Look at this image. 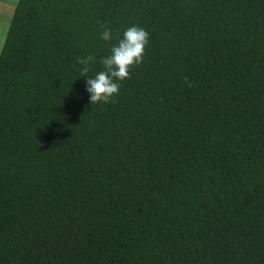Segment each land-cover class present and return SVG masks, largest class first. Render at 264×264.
I'll list each match as a JSON object with an SVG mask.
<instances>
[{
  "label": "trees",
  "instance_id": "1",
  "mask_svg": "<svg viewBox=\"0 0 264 264\" xmlns=\"http://www.w3.org/2000/svg\"><path fill=\"white\" fill-rule=\"evenodd\" d=\"M133 25L143 63L91 105L76 58ZM0 264H264V0H17Z\"/></svg>",
  "mask_w": 264,
  "mask_h": 264
},
{
  "label": "clouds",
  "instance_id": "2",
  "mask_svg": "<svg viewBox=\"0 0 264 264\" xmlns=\"http://www.w3.org/2000/svg\"><path fill=\"white\" fill-rule=\"evenodd\" d=\"M102 29L100 38L105 42L112 40V32L106 24H100ZM149 42V33L142 27L130 26L123 31L122 38H117V43L109 49V54L100 59L102 70L93 77H88L89 65L94 62V57H77L76 63L81 66L80 75L86 77L85 91L89 94L90 104L115 103L119 94L120 82L130 77V69L143 63L145 49ZM188 87L193 83L184 78Z\"/></svg>",
  "mask_w": 264,
  "mask_h": 264
},
{
  "label": "rangeland",
  "instance_id": "3",
  "mask_svg": "<svg viewBox=\"0 0 264 264\" xmlns=\"http://www.w3.org/2000/svg\"><path fill=\"white\" fill-rule=\"evenodd\" d=\"M17 0H0V51Z\"/></svg>",
  "mask_w": 264,
  "mask_h": 264
}]
</instances>
